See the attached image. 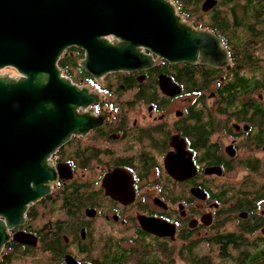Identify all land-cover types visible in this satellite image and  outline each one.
Returning <instances> with one entry per match:
<instances>
[{
	"label": "flooded vegetation",
	"instance_id": "flooded-vegetation-1",
	"mask_svg": "<svg viewBox=\"0 0 264 264\" xmlns=\"http://www.w3.org/2000/svg\"><path fill=\"white\" fill-rule=\"evenodd\" d=\"M198 6L182 17L219 40L225 54L215 66L160 61L99 81L87 73L94 85L75 83L97 95L80 110L96 126L51 157L57 180L10 232L4 263L142 264L151 253L175 264L178 242L184 262L202 257L203 245L228 224L247 223L264 239V198L255 199L250 181L221 182L237 168L248 177L264 173V0ZM160 76L180 91L165 93ZM168 157L180 178L169 174ZM140 219L155 222L156 234Z\"/></svg>",
	"mask_w": 264,
	"mask_h": 264
},
{
	"label": "water",
	"instance_id": "water-1",
	"mask_svg": "<svg viewBox=\"0 0 264 264\" xmlns=\"http://www.w3.org/2000/svg\"><path fill=\"white\" fill-rule=\"evenodd\" d=\"M71 47L85 52L79 66L97 81L160 61L215 66L225 54L171 0H0V255L29 206L51 193L58 177L51 157L96 126L80 110L97 95L58 67ZM5 69L18 75L2 74ZM159 84L167 94L180 91L167 76ZM166 166L171 176H182L169 157ZM140 225L156 234L155 222L140 219ZM23 236L14 240L24 243Z\"/></svg>",
	"mask_w": 264,
	"mask_h": 264
},
{
	"label": "trees",
	"instance_id": "trees-1",
	"mask_svg": "<svg viewBox=\"0 0 264 264\" xmlns=\"http://www.w3.org/2000/svg\"><path fill=\"white\" fill-rule=\"evenodd\" d=\"M176 6L178 13L183 17L187 10L197 12L199 9L200 0H171ZM186 17V16H185ZM72 53V54H71ZM81 50L72 48L65 51L58 62V67L63 74L69 77L74 83L78 84H96L94 80L79 66L80 60L83 59ZM162 65V64H161ZM169 68V65L164 64L163 69ZM263 189L255 192V199L263 200ZM254 232L253 227L247 223H243L235 232H224L207 240L209 248L207 254H191L185 260L187 264H264V239L254 238L249 239V235ZM0 264L4 263L0 259ZM142 264H173L167 257H159L157 255L144 253Z\"/></svg>",
	"mask_w": 264,
	"mask_h": 264
},
{
	"label": "rangeland",
	"instance_id": "rangeland-1",
	"mask_svg": "<svg viewBox=\"0 0 264 264\" xmlns=\"http://www.w3.org/2000/svg\"><path fill=\"white\" fill-rule=\"evenodd\" d=\"M14 71L15 70H13V69H5V70H2L1 72H2V74H10L12 76ZM209 103L211 104L213 102L209 101ZM247 175H248L247 171H245L244 169H241V168H237L236 171H234L233 173H230L226 177L222 178L221 182H223V183H225V182L234 183V185H237V184H240L241 182L247 180V181L251 182V185H252L251 187L253 188V190L255 192L259 191L261 189L262 183L264 182V173H260L259 175L249 176V177ZM236 228L234 225L228 224L222 230L224 232L235 231ZM259 236H260V233L258 232L256 234L249 235L248 237H249V239H254V238H260ZM181 244H180V242H178L176 244L177 248L174 250L175 252H173V254H172V257L174 258L175 264H187L186 262H184V260L181 257H179L180 254H179L178 250H179V247L181 246ZM149 249H151L150 244L147 245L146 251ZM202 249H203V254L204 253L207 254V252L209 250V248L207 247V244L203 245ZM14 264H28V260L17 261Z\"/></svg>",
	"mask_w": 264,
	"mask_h": 264
}]
</instances>
